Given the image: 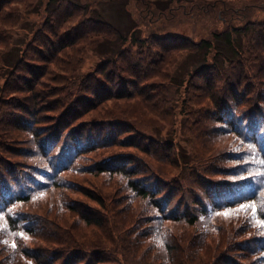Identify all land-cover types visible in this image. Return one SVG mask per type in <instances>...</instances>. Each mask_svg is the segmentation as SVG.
<instances>
[{"label": "rangeland", "instance_id": "1", "mask_svg": "<svg viewBox=\"0 0 264 264\" xmlns=\"http://www.w3.org/2000/svg\"><path fill=\"white\" fill-rule=\"evenodd\" d=\"M10 1L0 0V4L6 3L0 12V85H2L0 96L8 99H0V126L5 119H9L7 117L9 114H2L3 109L16 111L15 109L18 108L9 103L11 99L7 98L8 96L24 95L23 99L28 100L31 106L43 104L36 108L40 112L44 107L48 108L45 103L52 97L66 100L65 103L70 98H74L75 94H70L74 90L76 92V88L78 90L77 84L81 78L84 79L85 73L92 76L90 84H87L94 91L98 93L102 91L101 83L95 78H104L116 96L113 100L109 99L100 104L96 108H100L99 110L89 112L90 114L88 113L84 118H93V120L100 117L106 120L119 118L129 121L126 122L127 125L125 124L127 127L119 131H117L119 125L111 126L115 129L114 132H109L107 127L103 129V134H112L116 138L124 136L128 142L116 141L118 142L116 145L109 147L102 145L86 151L82 158L73 163V170L61 172L60 175L51 169L53 178L41 179L49 182L48 184L34 182L31 184L34 189L31 192L25 191L29 199L18 201L9 207L11 212L19 211L26 218V224L32 228H29V231L25 229L15 231L25 233L28 237L24 239L26 243L44 244L42 240L44 238L50 239L47 242L49 246H54L56 240L64 236L72 237L75 242L81 243L90 237L89 234H96L97 231L87 227V223L82 218V214H89L93 218L101 217L97 212L102 209L92 200L101 197L95 191L85 190L89 184L99 188L97 184L103 181L101 187L107 196L106 198L103 196L105 199L102 201L108 209L117 203L116 206H119L120 202H127L125 188H117L120 182L116 177L113 180H104L106 174L97 175L89 172L96 170L95 164L91 162L99 158L101 159L100 167H112L115 163H109L110 158L131 156L136 163H147L151 169L163 171L167 176L176 175V178H180L182 182L183 178L191 177V172L202 170H206L213 180L217 178L235 180L236 178L233 179L232 176L226 177V174L231 172L226 166L247 168V165L242 162L245 160L248 143L254 141L252 133L243 129V119L247 115L248 108L252 107V102L258 105L261 102L260 105L264 106V82L255 87V90L259 89L262 92V99H258L255 93L250 91L243 97L237 93L234 99L225 92L226 102L231 104L234 111L233 121L236 122V119L241 117L239 130H234L233 123L230 125L229 122L223 123L216 120V118L227 120V117L221 115L219 111L224 98L221 86L227 83L226 78L232 74L231 64L223 61L221 78L211 72L213 87H210L208 92L212 94V97L207 98V93L201 87L204 86L203 79L206 81L205 75L197 72L194 75L193 72L202 61L205 52L202 49L196 50L191 40L197 42L201 38H210L212 29L221 31L225 29V26L216 16L211 18L205 15L199 17L197 13L185 14L184 9L187 10L194 0H152L153 4L150 0ZM198 1L205 2V0ZM245 1L249 0L237 2ZM184 4L186 5L183 6ZM260 17L261 14L257 13L256 19ZM256 32L257 26H253L248 32H236L233 37L244 57L247 56L246 45L249 38H252L253 44L257 42ZM249 33H251L250 37ZM155 34L157 36L169 34L170 37L169 39L157 38ZM45 37L52 41H65L67 46L58 45L57 49L49 44L41 45L40 42H46ZM77 38L81 40L79 43H75ZM218 45L222 50L219 56L229 54V45L224 38H220ZM36 48L39 51H36ZM169 48L177 50L169 54L168 51L166 52ZM118 53L120 57H117ZM212 53L211 50L206 58L208 59ZM108 58H112V61L105 65H98ZM248 58L253 59L258 56ZM124 59L128 64L124 62ZM173 59L175 62H172ZM10 62L14 65L13 63L11 64L13 66L6 65ZM32 62L44 64L40 70L31 72V66L28 63ZM241 63L249 67L248 60H242ZM237 68L241 69L240 63L234 69ZM244 72L248 73V69L245 68L242 75ZM20 73L28 77L30 84L22 78L18 81ZM190 74L194 76L190 78ZM232 79L235 80L236 76ZM244 84V80H241L238 88L244 87ZM123 90H125L124 93ZM139 93L145 94L147 98L142 101ZM251 94L257 98L252 99ZM93 105L96 104L93 103L89 107ZM82 106L85 107L87 104L82 103ZM118 109L127 111L129 114L115 117L114 114ZM203 111L208 112L209 118L201 116L200 112ZM14 120L17 121V127L26 126V122L16 117ZM218 125H223V130L214 128ZM7 136L15 135L4 133L0 129V138L6 139ZM5 147L0 143V149H2L0 155L9 157V153L4 151ZM178 151L190 164V167L185 166L181 171L173 163ZM112 154L114 155L111 156ZM198 159L201 164H197ZM27 162H37L38 165L45 166V162L37 158L27 159ZM81 164L82 168L79 167ZM241 172L243 171L236 170V177H245ZM54 178L56 180L71 179V189L59 190L58 187L51 185V180ZM6 181L8 182L7 179ZM234 183L231 182V185ZM41 193H43L42 197ZM58 194L63 201L61 206L54 205V202L59 199ZM118 194H120L119 201L115 199ZM50 195L54 200L52 203L46 201ZM186 202L187 198L182 203L180 212L188 204ZM134 204L138 205L137 201ZM173 204L177 207L178 202L171 203L169 207ZM239 204L229 209L234 210ZM106 214L112 217L109 211ZM232 214L241 219L242 211H233ZM123 215L124 213L116 214L112 219L114 222L120 221ZM201 219V224L189 226L182 218L177 231L182 230L193 237L198 235L197 232H209L205 242L213 246L209 240L210 235L222 238L238 224L236 222L235 225L229 224L222 228H215L213 218ZM166 224L168 222L164 223ZM136 227V225L131 227L129 237L133 236L130 232ZM123 228L126 227H122L120 232ZM138 247L141 250L149 245L144 243ZM155 247L156 245L149 247L151 249L149 255L154 253Z\"/></svg>", "mask_w": 264, "mask_h": 264}, {"label": "trees", "instance_id": "2", "mask_svg": "<svg viewBox=\"0 0 264 264\" xmlns=\"http://www.w3.org/2000/svg\"><path fill=\"white\" fill-rule=\"evenodd\" d=\"M12 1L14 0L10 2ZM237 1L205 0V2H199L194 0L187 10L184 9L185 14L194 15L197 13L199 17L205 15L211 18L216 16L225 26V29L221 31H213L212 29L210 38H201L197 42L191 40L196 50L202 49L205 52V56L202 57V61L193 72L194 75L195 72L205 75L206 81L203 79L204 86L201 87L207 93L208 98L212 97V94L208 92L210 87H213L211 72H214L216 77L221 78L223 61L231 64L232 74L226 78L227 83L221 86V93L224 94V98L221 101L222 107L219 111L221 115L227 117V120L219 118L216 120L223 123L229 122L230 125L233 123L235 131L239 130L241 117H238L236 122L233 121L234 111L231 104L226 102L225 92L229 93L230 97L233 96L234 99L237 93L243 97L250 91V93H255L258 99H262V92L259 89L255 90V87L264 82V0H249L243 3ZM150 3L153 4V1ZM0 6L1 12L6 3H2ZM257 13L261 14L259 19H256ZM168 20H173V18H168ZM253 26H257V42L253 44L252 38H249L246 45L247 56L244 57L241 48L235 44L233 37L236 32H248ZM154 36L166 39L170 37L169 34L162 36L155 34ZM250 36L251 33H249ZM45 38L46 42H40L41 45L67 46L65 41H52L48 37ZM220 38H224L229 45L228 55L219 56L222 51L218 45ZM184 39L188 40L187 37ZM80 41L77 38L75 43ZM38 49L36 48V51L40 50ZM176 50V48H169L166 52L171 54ZM211 50L213 53L207 59L206 57ZM119 53L117 57H120ZM42 55L46 57L44 54ZM256 55L258 58H248ZM242 60H248L249 67L242 64ZM110 61L112 58H108L98 65H105ZM173 61L175 62L174 59ZM124 62L127 63V60L124 59ZM239 63L241 69H234ZM28 64L31 66L30 71L36 72L42 68L44 63L35 64L32 62ZM245 68L248 69V73L244 72L242 75ZM84 75V79L81 78L77 84L78 90L76 88L75 92L73 89V93L70 94H75L74 98H70L65 103L66 100L52 97L50 101L45 103L48 108L45 109L44 107L40 112L36 108L43 104L31 106L27 102L28 100L23 99L24 95L12 94L7 97L11 99L9 103L18 108L15 109L16 111L4 108L2 114H9L7 116L9 119H5L0 126L4 133L15 135L14 137L7 136L6 139L0 138V143L6 146L4 151L10 155L9 157L0 155V208L3 209V213L0 215L7 217L3 222L4 230L0 231V264H264V228H258L256 221L249 219L250 211L248 213L242 211L241 219L233 214L227 217L223 214H217L236 207L241 202L249 203L253 200L261 204V213H264V186L256 189L255 196L250 195L247 199H237L235 203H224L226 200L235 199V194L240 191L236 185H247L246 181L236 177V168L233 166H226L231 171L226 174V177L232 176L233 179L236 178L235 180L229 178L213 180L206 170H202L191 172V177L183 178L182 182L180 178H176V175L167 176L163 171L151 169L147 163H136L131 159V156L110 158L109 163H115L112 167H100L101 159L99 158L91 162L95 164L96 170L89 172H94L97 175L106 174L104 180H113L116 177L120 182L117 188H125L128 200L125 203L120 202L119 206H116L117 203L108 209L102 201L107 196L101 187L103 181H100L99 184L95 183L100 190L94 184L85 187L86 191H95L101 197L92 199L102 209V211L97 212L101 216L100 218L82 214V218L87 223L86 226L97 231L96 234H89L90 237L81 243L75 242L72 237L64 236L57 239L54 246L47 244L50 239L42 238L44 244H34L33 242L26 243L24 239L16 235L17 229L29 231L31 227L26 224V218L19 211L11 212L9 207L18 201L29 199V195L25 191L31 192L34 189L31 184L34 182L48 184L49 182L41 179L50 180L53 178L51 169L57 175L73 170V163L82 158L86 151L102 145L113 146L118 144L116 141L128 142L124 136L116 138L112 134H103L105 127L109 129V132H114L115 129L112 127L116 125H119L117 131L122 128L125 129L128 120L119 118L106 120L102 119L103 117L94 120L93 118H84L89 112H94L100 104L109 99L113 100L116 96L104 78L93 77L101 83L103 92L99 91L102 93L99 95L87 84H90L92 76L88 73ZM194 75L190 74V78ZM233 76H236L235 80L232 79ZM19 78L30 84L25 74L20 73L18 81ZM241 80H244V87L238 88ZM1 90L2 85H0ZM21 93L23 94L22 91ZM138 95L142 101L147 98L145 94L139 93ZM251 95L252 99L257 98L253 94ZM0 99L8 100L1 96ZM82 103H86L87 106L83 107ZM93 103L96 105L89 107ZM260 104L252 102V107L248 108L247 115L243 119V129L252 133V140L259 145L260 151L252 153L247 150L242 164L246 160L259 159L264 153V140L261 139V133H264V106ZM200 113L201 116L209 118L208 112ZM125 114L128 115L129 113L118 109L114 115L115 117L118 115L126 116ZM74 115L76 116L74 117ZM15 117L26 122V126L17 127ZM214 128L223 130L224 126L218 125ZM14 148L16 150H13ZM179 152H177L173 163L181 171L185 166L190 167V164H188L187 158ZM34 158L45 162V166H40L37 162H27V159ZM197 164H201L199 159ZM54 166L58 168H53ZM79 167L82 168V164ZM246 169L248 170L241 172L245 177H250V173L254 175L256 172L264 170L257 163L247 164ZM210 180L213 181L210 182ZM51 181V185L58 187L59 190L71 189L72 180L69 178H59L58 180L54 178ZM231 182L235 183L231 185ZM255 183H261V181L256 180L252 185H248L246 191L250 192L255 187ZM59 194H61L60 191ZM185 196L188 204L180 212L179 209L186 199ZM119 198L120 194L115 197L117 201ZM217 200L220 201L221 207L213 205V202ZM46 201L52 203L54 201L52 195ZM135 201L138 205L134 204ZM173 202H178L177 207L174 204L169 207ZM62 204L63 201L60 200L59 195V199L54 202V205L61 206ZM108 211L112 217L107 216L106 212ZM119 213H124L122 219L114 222L112 218ZM205 217L213 218L215 228H222L229 224L235 225L236 222L238 224L222 238L210 235L209 240L213 246L205 242L209 232H197L198 235L193 237L182 230L177 231L182 218L185 220L184 223L192 226L201 224V218ZM259 218L264 219V215ZM165 222L168 224L164 225ZM135 225L137 227L130 232L133 233V236L129 237V231ZM122 227L126 228L120 232ZM13 241L16 244L15 248L10 246ZM144 243H148L149 247L156 245L152 255H149L151 251L149 247L140 250L138 246Z\"/></svg>", "mask_w": 264, "mask_h": 264}, {"label": "snow or ice", "instance_id": "3", "mask_svg": "<svg viewBox=\"0 0 264 264\" xmlns=\"http://www.w3.org/2000/svg\"><path fill=\"white\" fill-rule=\"evenodd\" d=\"M245 139H248V137H245ZM261 139L264 140V133H261ZM248 150L252 153L258 152L260 151V147L258 144H255L254 142H250L248 143ZM251 163H258L259 165H261V168L264 169V153L261 154L259 159H252V160H246L245 164H251ZM234 168H236V170L238 171H246L248 169L244 168H237V166H233ZM251 177V179H250ZM250 177H240L241 180H244L247 182V185H236L237 188L240 189V191H238L235 194V199L233 200H226L224 201V203H235V201L237 199H247L248 196H255L256 195V189H259L261 186H264V170L258 171L256 172L254 175L252 173H250ZM256 180H260L261 183H255V187L249 192L246 191V187L248 185H252ZM41 197L43 196V193L40 194ZM35 199V197H34ZM213 205L215 207H221V203L219 200L214 201ZM239 212V211H244L245 213H248L250 211L251 215L249 216V219H254L257 223V227L258 228H264V219H260L259 217L261 215H264V213H261V204L257 203V201L253 200L249 203H242L239 204L238 208L232 210H225L223 213H217L218 215L223 214L224 216H229L232 214V212ZM0 213H3V209L0 208ZM7 219V217L0 215V231L4 230V221ZM17 236H19L21 239H27L28 237L25 235L24 232H19L16 233ZM11 247L15 248L16 244L15 241H13L10 245Z\"/></svg>", "mask_w": 264, "mask_h": 264}]
</instances>
